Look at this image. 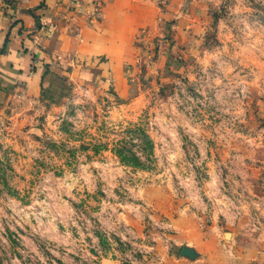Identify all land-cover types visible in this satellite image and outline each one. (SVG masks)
<instances>
[{
	"label": "rangeland",
	"instance_id": "374dc122",
	"mask_svg": "<svg viewBox=\"0 0 264 264\" xmlns=\"http://www.w3.org/2000/svg\"><path fill=\"white\" fill-rule=\"evenodd\" d=\"M150 3L120 72L1 68L0 264H264V0Z\"/></svg>",
	"mask_w": 264,
	"mask_h": 264
},
{
	"label": "crops",
	"instance_id": "0c3cea01",
	"mask_svg": "<svg viewBox=\"0 0 264 264\" xmlns=\"http://www.w3.org/2000/svg\"><path fill=\"white\" fill-rule=\"evenodd\" d=\"M157 16L150 0H0V72L5 64L28 67L23 47L71 56L89 71L120 72L136 35Z\"/></svg>",
	"mask_w": 264,
	"mask_h": 264
},
{
	"label": "trees",
	"instance_id": "16d2710c",
	"mask_svg": "<svg viewBox=\"0 0 264 264\" xmlns=\"http://www.w3.org/2000/svg\"><path fill=\"white\" fill-rule=\"evenodd\" d=\"M129 139L118 141L115 153L120 161L135 168H150L154 156V143L142 126L129 130ZM123 142L124 144H121Z\"/></svg>",
	"mask_w": 264,
	"mask_h": 264
},
{
	"label": "water",
	"instance_id": "95a60500",
	"mask_svg": "<svg viewBox=\"0 0 264 264\" xmlns=\"http://www.w3.org/2000/svg\"><path fill=\"white\" fill-rule=\"evenodd\" d=\"M183 252L186 253V254H190V255L193 254V252L189 248H184Z\"/></svg>",
	"mask_w": 264,
	"mask_h": 264
}]
</instances>
